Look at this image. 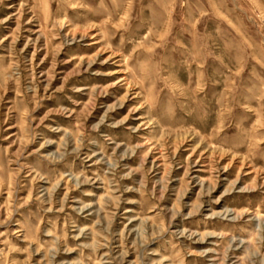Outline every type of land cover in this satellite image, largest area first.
I'll return each instance as SVG.
<instances>
[{
	"label": "rangeland",
	"instance_id": "rangeland-1",
	"mask_svg": "<svg viewBox=\"0 0 264 264\" xmlns=\"http://www.w3.org/2000/svg\"><path fill=\"white\" fill-rule=\"evenodd\" d=\"M0 264H264V0H0Z\"/></svg>",
	"mask_w": 264,
	"mask_h": 264
}]
</instances>
